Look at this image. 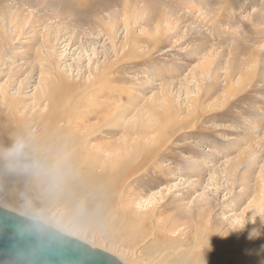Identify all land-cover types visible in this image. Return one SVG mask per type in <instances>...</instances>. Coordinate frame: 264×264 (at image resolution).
Returning <instances> with one entry per match:
<instances>
[{"label": "rangeland", "instance_id": "374dc122", "mask_svg": "<svg viewBox=\"0 0 264 264\" xmlns=\"http://www.w3.org/2000/svg\"><path fill=\"white\" fill-rule=\"evenodd\" d=\"M30 13L35 26L24 28ZM44 77L51 80L46 110L98 128L97 140L75 149L115 146L126 130L129 144L145 145L143 153L116 154L106 175H88L117 188L111 201L121 202L122 216L131 205L146 226L183 224L167 237L188 245L200 226L210 246L187 264H264V0H0V91H20L32 104ZM75 149L54 154L62 159ZM124 159H140L139 166L123 172ZM82 161L78 172H104L91 165H100L98 156ZM7 184L18 185L19 196L8 205L88 239L103 234L110 200L95 208V192L64 199L57 186L36 205L24 196L39 188L27 174L11 173ZM124 229L103 234L117 241L116 254L130 261L136 249L148 263L177 264L169 263L175 252L161 256L150 239L130 240ZM178 264L186 262L178 257Z\"/></svg>", "mask_w": 264, "mask_h": 264}, {"label": "bare ground", "instance_id": "6f19581e", "mask_svg": "<svg viewBox=\"0 0 264 264\" xmlns=\"http://www.w3.org/2000/svg\"><path fill=\"white\" fill-rule=\"evenodd\" d=\"M128 9L130 8L128 7ZM31 15L33 14L30 13L28 17H24L25 24L22 25L24 28L27 27L31 29L35 26V23H34L35 21L32 20L33 17L31 18ZM111 29L112 28H108V33L106 35L112 32ZM37 55L41 57V54L39 51L37 52ZM210 65H211V62L207 61L205 64L203 63L201 67H203V69L207 72V68ZM252 66H253V63H252ZM251 69L253 70V67ZM105 71H108V70H105ZM105 74L106 72H103V74H101L98 77V80H102ZM43 80H44V84H43L44 88L42 87L43 90L41 91L38 90V92L34 95L32 104L28 103L29 101L23 94L19 93L20 91L17 93V95L10 94L8 92V88L5 86H3L0 91V144L9 143L11 140V137L14 134H18L24 131H30L31 133L34 134V136L37 139V145H36V151H35L36 157L46 162L48 165L56 168V172L54 176L53 175L37 176V175L27 174L30 177V179L33 180V182L39 185V188H34L33 191L31 190L25 191L24 196L31 202L35 201L37 205L38 199H40V197L45 196L46 193H48V191L50 190H56L55 187L57 186H58V189L62 188V191L60 193L58 192L59 194L55 191L56 196H61L64 199L79 197L80 193H85L91 190L96 193V195L93 196L94 199L92 200V202L94 203L96 202V204H94L95 208H100L98 205L99 200H110L109 201L110 209H107L102 214V216H105L104 220L101 221L102 217H100L98 232H101L104 234V232L111 230L113 234L116 235L119 233V230H121V225H122L125 227L124 231L126 232V236L128 237V239L130 240L139 239L141 240V242H144L145 240L150 239L149 240L150 244L153 245L155 249L161 251L160 253L161 256L163 255L169 256L170 252L172 251L175 252L176 253L175 255L177 257L171 260L169 263L178 264V257H179V260L186 262L187 264L188 255H191V256L196 255L197 260L201 258L200 256H202V254H196V251L202 247H209L210 245L208 244V240L210 239L204 236H200L202 233H205V232H202L203 230L200 228V226L197 228L193 227L194 234L193 233L191 234V235H194V239L196 240V242H192L191 244L188 245L186 244L188 240H185V241L171 240L170 238L167 237V233L177 234V232H181L180 229L183 227V224L181 225L176 221L175 223H178V224H175L174 227L169 228V230H165L162 227L161 228L157 227L158 225L152 226V227L146 226L145 220L143 218H138V216L130 215V214L133 215V213L130 211L131 205L130 206L127 205V208H126L127 212H125L126 213L124 214L125 216H122V213L120 210V208L122 207L121 202L118 204H113L111 201L112 200L111 198L115 190H117V188L102 184L101 183L102 180L100 179L91 181V177L88 176V175H99V176L106 175L112 169L111 163H112L113 158L117 157L116 154H119L128 148L136 149V153H140V152L143 153V151H145V148H144L145 145L142 144L141 142H131V144H129L127 140L130 138L129 136L130 131L126 130L124 133L126 137L123 136L124 139L122 138V141H120V144H116L115 146H113L112 143L107 142L105 145L99 144V145L90 147V143L88 142V147H89L88 149L87 148L82 149L81 147H78L77 149H75L76 146H79L78 143L85 145L86 142L90 139H92L93 141L97 140L96 134L98 133L97 132L98 128H89L87 126V123H83V122H75L74 124H72V121H71L72 117L67 119L63 115L58 116V114H55L54 110L51 109L49 106L46 110V105H44V103H46V98L48 96L46 94V87L48 88L50 87L51 80L46 77H44ZM95 84H98V83L95 81ZM81 92L83 93V91ZM73 102H74V99L69 100L67 106H71V105L74 106ZM109 103H107L108 105L106 104L108 110H110V107H111ZM140 117H141L140 114H137L136 118H140ZM56 120L58 121L53 123ZM134 124L136 125L137 123H134ZM33 128H35L36 131H32ZM46 137L49 140H51L47 142L48 144L47 148H46ZM64 138L65 140L63 141V143H57V141L63 140ZM54 149L58 153L60 152L62 153L65 150L66 151H70L72 149H75V150L73 151V153H68L66 157L60 159L58 158L59 156L57 157L55 156ZM90 153L100 158V165L98 166H94V164H91V165L93 166L94 169L98 171L101 169L100 171L101 172L104 171L103 173H97L95 171L87 172L86 170H82L81 172L77 171V166H79L83 162L82 159L88 156ZM84 162L89 163L87 161H84ZM139 162H140V159H134L132 161L131 160L128 161L127 159H124L122 164L119 166V169L123 172H129V170L137 168L139 166ZM139 170L137 172H139ZM10 174L11 173L0 169V206L13 210L24 216L42 220L46 224L51 225L61 230L64 233L77 237L80 240H83L84 242L90 244L93 247H97V248H100L102 250H105L107 252L114 254L124 264H136V261H139L141 264H152V263L146 262L143 258L138 257L136 249H135L136 252L134 254L132 253L133 259L130 261L125 259L126 257L125 255H124L125 257L122 255L121 253L122 250L121 251L119 250L121 254L119 252L116 254L115 253L116 251L113 252L114 248L112 247L117 245L116 244L117 241L116 242L107 241V239L103 236V234L101 235L98 241H95L93 239H88L85 236L80 235L78 232L76 233L68 232L62 228H59L56 225L48 222L46 219L45 220L43 218L41 219L36 214H29L27 212H23L20 209H18L17 206L15 205H12V206L8 205L7 202L9 201V199L19 198V196L14 193L15 191L18 190V185H15V187L13 188H8L7 177ZM117 178H118V173L113 176V179L117 180ZM108 181L112 182V178H109ZM80 197H83V196H80ZM78 204L80 206L82 205L81 202ZM260 222H261L260 224L263 225L264 220ZM258 231L259 230L257 229L256 233H254L253 235V238L257 237ZM251 240L252 239L250 238L248 241V244L251 242ZM105 243H108L109 245ZM194 261H193V264H194ZM208 261L210 260L207 259V262Z\"/></svg>", "mask_w": 264, "mask_h": 264}, {"label": "water", "instance_id": "95a60500", "mask_svg": "<svg viewBox=\"0 0 264 264\" xmlns=\"http://www.w3.org/2000/svg\"><path fill=\"white\" fill-rule=\"evenodd\" d=\"M0 264H124L42 220L0 206Z\"/></svg>", "mask_w": 264, "mask_h": 264}, {"label": "clouds", "instance_id": "9594fccd", "mask_svg": "<svg viewBox=\"0 0 264 264\" xmlns=\"http://www.w3.org/2000/svg\"><path fill=\"white\" fill-rule=\"evenodd\" d=\"M36 145L37 139L30 131L14 134L9 143L0 144V169L9 173L54 176L56 168L36 157Z\"/></svg>", "mask_w": 264, "mask_h": 264}]
</instances>
